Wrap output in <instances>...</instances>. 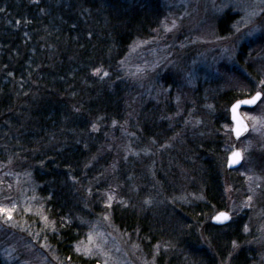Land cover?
Here are the masks:
<instances>
[{
	"label": "trees",
	"instance_id": "16d2710c",
	"mask_svg": "<svg viewBox=\"0 0 264 264\" xmlns=\"http://www.w3.org/2000/svg\"><path fill=\"white\" fill-rule=\"evenodd\" d=\"M141 1L0 0V153L31 172L52 227L47 242L74 264H95L75 246L106 209L119 229L150 242L176 226L178 255L168 264H264L244 248L246 216L229 231V223L201 224L226 210L225 179L245 192L243 179L230 180L236 173L224 165L227 144L217 131L230 124L222 108L250 94L220 95L203 133L171 126L159 108L133 120L120 63L162 13L158 1ZM144 141L153 142L149 156L126 153V143L138 151ZM180 187L200 198L171 209L165 203ZM198 228L213 252L195 250Z\"/></svg>",
	"mask_w": 264,
	"mask_h": 264
},
{
	"label": "rangeland",
	"instance_id": "374dc122",
	"mask_svg": "<svg viewBox=\"0 0 264 264\" xmlns=\"http://www.w3.org/2000/svg\"><path fill=\"white\" fill-rule=\"evenodd\" d=\"M122 1L130 4L142 2ZM157 1L162 9L157 25L149 35L133 40L120 63L121 77L130 95L128 106L132 119L149 115L156 111L153 108H159L171 122L170 125L175 122L186 130L203 133L215 119V103L223 93L233 90L240 95L263 94L254 109L242 112L250 126L245 138L234 140L231 123L220 125L221 129L217 131L227 144L225 166L228 154L234 149H239L244 157L242 166L230 171L236 173L230 180L243 179L245 192L234 190L228 180H224L225 212L230 217L225 230H234L237 219L246 216L240 232L247 235L248 243L244 248L253 249L262 259L264 0ZM229 108L222 110L229 114ZM152 147L153 142L144 141L138 151L129 143L124 149L127 154H136L139 160L142 152L149 156ZM149 161V169L147 162L145 168L152 173L153 159ZM13 162L11 156L3 157L0 153V263L74 264L70 259L59 256L47 242L46 233H51L52 227L43 212L39 187L28 169L15 167ZM199 198L193 193L187 194L180 187L178 194L174 191L165 204L171 209L190 207ZM144 203L150 206L147 200ZM97 214L87 222L88 228L75 246V252L85 259L95 264H168L177 258L178 247L173 243L178 238L176 226L170 233L150 242L143 240L139 231L119 229L108 209ZM174 214L170 212L166 219L174 222ZM216 214L204 219L201 224L205 226ZM42 226L49 231L41 230ZM195 236V250L207 249L211 253L202 228H198ZM233 240L228 243L233 244ZM217 264H230V259Z\"/></svg>",
	"mask_w": 264,
	"mask_h": 264
},
{
	"label": "water",
	"instance_id": "95a60500",
	"mask_svg": "<svg viewBox=\"0 0 264 264\" xmlns=\"http://www.w3.org/2000/svg\"><path fill=\"white\" fill-rule=\"evenodd\" d=\"M259 94V98L257 97ZM255 99L254 103H243L244 101H250ZM263 94L261 92H256L253 95L239 99L233 102L229 108V120L232 126V135L235 141H239L245 138L250 132V126L242 115L243 110L254 109L262 100ZM235 109V110H234ZM239 153V156H235L234 154ZM243 154L239 149H234L227 156L226 168L228 171H235L239 169L243 164ZM224 214L221 216V214ZM219 217V219H217ZM227 217V218H225ZM230 222V217L225 211H221L215 215L212 219V223L214 225L223 226Z\"/></svg>",
	"mask_w": 264,
	"mask_h": 264
},
{
	"label": "snow or ice",
	"instance_id": "6c2138e0",
	"mask_svg": "<svg viewBox=\"0 0 264 264\" xmlns=\"http://www.w3.org/2000/svg\"><path fill=\"white\" fill-rule=\"evenodd\" d=\"M256 98H259V94H257V97ZM256 98H254L253 100H250V101H244L243 103H254L255 102V99ZM235 110V109H234ZM235 156H239V153H236V154H234ZM224 214L222 213L221 214V216H223ZM225 218H227V217H225ZM217 219H219V217H217Z\"/></svg>",
	"mask_w": 264,
	"mask_h": 264
}]
</instances>
